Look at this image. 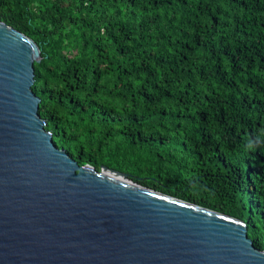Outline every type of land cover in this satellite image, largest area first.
I'll list each match as a JSON object with an SVG mask.
<instances>
[{
  "label": "trees",
  "instance_id": "1",
  "mask_svg": "<svg viewBox=\"0 0 264 264\" xmlns=\"http://www.w3.org/2000/svg\"><path fill=\"white\" fill-rule=\"evenodd\" d=\"M41 51L55 144L240 219L264 250V0H0Z\"/></svg>",
  "mask_w": 264,
  "mask_h": 264
},
{
  "label": "water",
  "instance_id": "2",
  "mask_svg": "<svg viewBox=\"0 0 264 264\" xmlns=\"http://www.w3.org/2000/svg\"><path fill=\"white\" fill-rule=\"evenodd\" d=\"M41 60L0 20V264H264L244 221L59 148L33 90Z\"/></svg>",
  "mask_w": 264,
  "mask_h": 264
}]
</instances>
